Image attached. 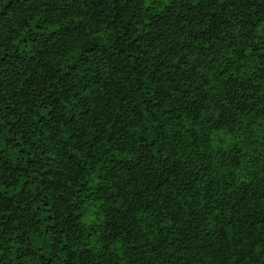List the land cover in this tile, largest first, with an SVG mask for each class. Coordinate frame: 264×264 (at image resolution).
I'll return each instance as SVG.
<instances>
[{
    "label": "trees",
    "instance_id": "trees-1",
    "mask_svg": "<svg viewBox=\"0 0 264 264\" xmlns=\"http://www.w3.org/2000/svg\"><path fill=\"white\" fill-rule=\"evenodd\" d=\"M0 264H264V0H0Z\"/></svg>",
    "mask_w": 264,
    "mask_h": 264
}]
</instances>
